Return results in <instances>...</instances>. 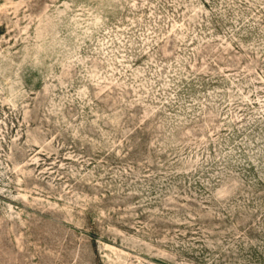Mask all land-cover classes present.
I'll return each instance as SVG.
<instances>
[{"label": "rangeland", "instance_id": "374dc122", "mask_svg": "<svg viewBox=\"0 0 264 264\" xmlns=\"http://www.w3.org/2000/svg\"><path fill=\"white\" fill-rule=\"evenodd\" d=\"M0 264H264V0H0Z\"/></svg>", "mask_w": 264, "mask_h": 264}]
</instances>
